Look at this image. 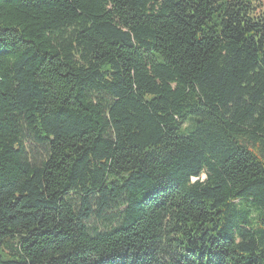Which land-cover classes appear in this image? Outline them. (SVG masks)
<instances>
[{
    "label": "trees",
    "instance_id": "1",
    "mask_svg": "<svg viewBox=\"0 0 264 264\" xmlns=\"http://www.w3.org/2000/svg\"><path fill=\"white\" fill-rule=\"evenodd\" d=\"M0 264H264V0H0Z\"/></svg>",
    "mask_w": 264,
    "mask_h": 264
},
{
    "label": "rangeland",
    "instance_id": "2",
    "mask_svg": "<svg viewBox=\"0 0 264 264\" xmlns=\"http://www.w3.org/2000/svg\"><path fill=\"white\" fill-rule=\"evenodd\" d=\"M202 179H203V177H202Z\"/></svg>",
    "mask_w": 264,
    "mask_h": 264
}]
</instances>
